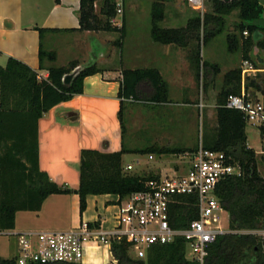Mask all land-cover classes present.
I'll use <instances>...</instances> for the list:
<instances>
[{
    "label": "trees",
    "instance_id": "trees-1",
    "mask_svg": "<svg viewBox=\"0 0 264 264\" xmlns=\"http://www.w3.org/2000/svg\"><path fill=\"white\" fill-rule=\"evenodd\" d=\"M60 3L61 0H55ZM98 2L99 17L95 10ZM213 12L202 17L206 22L214 21L223 24L225 16L239 9L240 38L235 34L228 35L230 51L241 49L242 61L252 60L260 66L259 59L252 56L254 47L253 34L264 33V8L259 0H212ZM116 14L114 0H80V29L119 31L125 37L124 21L122 27L111 23ZM165 17V7L161 3L154 4L152 10L151 36L162 44L190 45L194 36H188V29L182 27H162L160 22ZM201 17L191 19L190 25L200 24ZM247 32L248 35H244ZM207 33L203 37L206 41ZM188 36V37H187ZM199 38V37H197ZM120 45H123L122 40ZM264 49V38L257 42ZM45 56L54 59V53L40 48V60ZM192 59L200 74V67L210 66L218 71V66L202 61L199 46L193 48ZM77 61L66 66H50L47 77H39V72L26 63L10 57L6 66H0V233L12 230L16 226L18 211H39L46 198L51 194L77 193L80 197L81 215L87 208L88 195L116 194L120 202L135 192L144 190L147 181L159 175L129 174L124 170L123 155L131 152L183 154L195 151L196 148L151 147L146 150L126 148L125 142L121 150L106 152L98 149H83L80 164V185L78 189L60 187L47 172L41 170L39 160V120L54 106L72 99L84 90L87 76L102 72L95 64L78 70L71 83L63 81L66 74L78 68ZM242 66V65H241ZM236 67L225 73L224 86L217 95V130L213 138H206L203 146L225 151L232 155L243 167V174L230 176L218 183L215 194L230 216L232 229L253 230L264 222V177L258 169L257 155L247 145V122L244 114L236 109L228 108L226 102L230 94H240L242 90V67ZM264 73V71H260ZM122 83L119 91L120 110L118 113L122 138L124 139L125 106L128 101L134 102L143 98L155 103L169 101V85L159 69L125 68L122 71ZM248 75L246 87L249 90L264 94V78ZM253 91V90H252ZM182 202L172 209V223L175 227L184 228L198 218L195 197L182 196ZM92 228L100 227L99 222L88 223ZM132 242L129 238H112L110 249L118 264H198L187 257V242L179 236L166 244L152 246L144 258L131 255ZM16 255L4 258L0 256V264H16ZM50 264H81L73 262H56ZM206 264H264V246L257 235L251 233L230 232L220 235L211 244Z\"/></svg>",
    "mask_w": 264,
    "mask_h": 264
},
{
    "label": "crops",
    "instance_id": "crops-1",
    "mask_svg": "<svg viewBox=\"0 0 264 264\" xmlns=\"http://www.w3.org/2000/svg\"><path fill=\"white\" fill-rule=\"evenodd\" d=\"M259 2L264 8V0ZM98 8L99 5L95 7L96 12ZM79 10L80 0H61L60 3L55 0H0V66H6L8 59L13 57L37 70L40 76L47 77L50 66H66L71 61H77L78 68L81 69L87 66L89 59H95L93 64L103 70L85 78L81 94L54 106L39 120L40 168L60 187L74 190L80 185L83 149L114 152L122 148L124 139L118 116V94L123 69L150 68L151 63L160 64L161 66L152 67L159 69L169 85L170 93L172 79L182 74V64L185 61L184 57L178 56L176 44L157 42L164 46L161 58L155 55L144 60L148 66L138 67V59L145 56L139 50L129 57L130 66H126L123 61L116 60L114 48L117 43L120 44V40L109 34L113 31L81 30ZM164 20L165 18L162 21ZM41 46L48 53H54L55 58L45 56L41 62ZM256 53L255 47L252 56L256 57ZM258 53L264 59V49L258 48ZM187 60L194 66L192 53ZM259 63V68L264 69V61ZM252 90L253 97L264 100L263 93L256 92L253 88ZM150 154L148 153V157ZM124 155L123 166L133 164L125 163ZM180 156L183 157L155 160L147 171L159 176L184 171L189 166V158L186 153ZM146 164L140 170H144ZM119 203L120 198L116 194H90L87 208L81 215L79 194H51L39 211H18L15 228L1 232L0 235H10L12 248L17 250L16 234L24 231L63 230L94 222H99L103 229L114 230L117 226ZM4 251L5 247L1 246L0 256L9 258L4 256ZM81 264L118 263L112 255L110 245L89 241Z\"/></svg>",
    "mask_w": 264,
    "mask_h": 264
},
{
    "label": "rangeland",
    "instance_id": "rangeland-1",
    "mask_svg": "<svg viewBox=\"0 0 264 264\" xmlns=\"http://www.w3.org/2000/svg\"><path fill=\"white\" fill-rule=\"evenodd\" d=\"M155 3H162L165 7V20L160 22L161 26H178L188 29V36H194V40L192 39L188 46L177 45L175 47V49L179 50L178 56L184 57L185 61L182 64V74L172 79L168 102L155 103L152 100L143 98L126 103L124 113L125 146L129 149L139 150H146L150 146L158 149L193 146L196 148L203 144L207 137L213 138L215 136L218 125L216 112L217 95L224 86L225 73L241 66L243 62L241 49L230 51L227 40L228 35L231 34H235L239 38L241 36L238 26L241 21L239 9H235L232 13L225 16L224 23L219 24L214 21L206 22L202 19V15L205 13L213 12L212 0H205L203 11L194 10L189 0H125V37L121 38V32L119 31L109 33L118 41L122 40L124 42V45L117 43L114 48L118 62L123 61V64L130 66L128 65L129 57L138 53L139 50H142L145 56L141 60L138 59V67L148 66L144 63V60L155 55L161 58V49L164 46L155 42L151 36L152 10ZM98 15L102 19L106 18L105 15L99 13V8ZM199 16L201 17V23L190 25L187 28L188 22ZM207 33L214 34L208 36V39L204 40L203 43V37ZM244 35L248 34L245 33ZM263 38L264 33L262 31L254 33L253 48L258 47L257 42ZM154 46L156 49H154ZM197 46L200 48L202 61L217 65L218 71H215L210 66L201 65L198 76L195 64L191 66L187 60L193 48L196 47L197 49ZM93 63H95V59L87 61V65ZM149 66L161 65L151 63ZM255 74L252 73L250 75L255 77ZM260 77L264 78V73L259 72L258 78ZM259 96L261 97L260 94ZM247 136V145L255 150L258 169L264 177V156L259 152L264 148L261 143L260 131L257 127L248 125ZM151 154H154V158L150 160L148 152L131 151L126 153L124 155L125 163L131 162L134 164V169L126 172L129 174H148L147 168L153 165L155 160L166 157L172 159L183 157L180 154L163 156L159 153ZM138 158L140 159L139 162L137 161ZM145 164L147 166L144 170H140ZM228 216L229 213L226 211L223 218L227 221ZM258 237L264 246V237ZM10 239V235H0V247H5L3 254L7 257H11L17 252L16 249H13ZM131 255L134 258H138L134 251L131 252ZM187 257L190 258L188 251Z\"/></svg>",
    "mask_w": 264,
    "mask_h": 264
},
{
    "label": "built area",
    "instance_id": "built-area-1",
    "mask_svg": "<svg viewBox=\"0 0 264 264\" xmlns=\"http://www.w3.org/2000/svg\"><path fill=\"white\" fill-rule=\"evenodd\" d=\"M114 1L116 14L111 18V23L122 27L125 0ZM189 1L193 9L204 10L205 0ZM94 5L98 7V2ZM241 67V93L230 94L226 106L241 111L247 126L259 129L264 145V100L253 97L252 91L246 87L248 75L264 69H260L252 60H244ZM259 152L264 156V148ZM186 156L190 162L186 170L152 178L147 181L144 190L133 193L119 203L114 230L82 224L63 230L17 233L16 264L82 263L89 241H99L109 246L112 238L124 237L131 240L136 256L144 258L152 246L172 242L179 236L187 242L189 259L206 264L210 246L220 235L241 232L264 237V222L257 229L233 230L229 225V216L227 221L223 218L226 211L215 194L219 182L243 174L239 161L225 151L206 148L202 144L195 151L187 152ZM149 157L154 158L152 154ZM132 169L133 164L124 167L125 171ZM182 196L195 197L198 218L190 221L186 227L178 228L172 223V209L182 202Z\"/></svg>",
    "mask_w": 264,
    "mask_h": 264
},
{
    "label": "water",
    "instance_id": "water-1",
    "mask_svg": "<svg viewBox=\"0 0 264 264\" xmlns=\"http://www.w3.org/2000/svg\"><path fill=\"white\" fill-rule=\"evenodd\" d=\"M225 2H230L232 0H223ZM256 57L259 59V61L262 63L264 61L263 58H261V56L258 53V47H256ZM79 68H76L72 73L66 74L63 78V81L67 84L71 83V80L73 79V77L75 76V74L78 72Z\"/></svg>",
    "mask_w": 264,
    "mask_h": 264
}]
</instances>
